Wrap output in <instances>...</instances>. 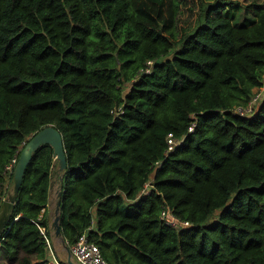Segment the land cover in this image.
I'll return each instance as SVG.
<instances>
[{"label":"trees","instance_id":"1","mask_svg":"<svg viewBox=\"0 0 264 264\" xmlns=\"http://www.w3.org/2000/svg\"><path fill=\"white\" fill-rule=\"evenodd\" d=\"M180 3L0 0V206L35 133L66 156L58 174L50 145L32 154L0 264H48L60 176L67 248L87 233L108 264H264V5L237 22L234 1L200 3L179 35Z\"/></svg>","mask_w":264,"mask_h":264},{"label":"water","instance_id":"2","mask_svg":"<svg viewBox=\"0 0 264 264\" xmlns=\"http://www.w3.org/2000/svg\"><path fill=\"white\" fill-rule=\"evenodd\" d=\"M50 145L53 148L55 159L58 161L57 173H62L66 169V156L64 151V142L61 134L52 126L46 127L37 133H35L24 145L18 161L16 162L13 170V188L12 191L7 194L3 199L0 206V240L8 231L12 215L14 213L15 205L18 199V193L23 181V175L25 169L31 160L32 154L42 145ZM59 182L62 181L61 176L58 177ZM55 181L50 183V190L52 189ZM60 191H58V197ZM59 207L60 201L56 202L55 218L51 223V228L55 236L60 237L59 226ZM67 264H75L70 258L67 260Z\"/></svg>","mask_w":264,"mask_h":264},{"label":"built area","instance_id":"3","mask_svg":"<svg viewBox=\"0 0 264 264\" xmlns=\"http://www.w3.org/2000/svg\"><path fill=\"white\" fill-rule=\"evenodd\" d=\"M262 96V91L255 90L254 97H252L251 101L248 103L246 107H239L236 109L238 115L245 116L252 113L253 106L258 103ZM192 128L190 129V131ZM177 141L170 134L167 137L168 150H172L176 145ZM147 190V188H146ZM143 193H146L144 190ZM160 218L165 220L166 224L172 227L180 226H188L189 223L186 221H179L171 212L169 207H165L162 209ZM16 220V218H15ZM10 228H8L9 230ZM42 235L45 238L46 249H47V258L48 264H66L62 263L58 260L55 249L52 245L50 237H48L45 233L44 228H40ZM69 253L71 255V259L75 264H108L106 260L102 257L99 247L90 241L87 233L81 234L77 241L71 245L69 248Z\"/></svg>","mask_w":264,"mask_h":264},{"label":"rangeland","instance_id":"4","mask_svg":"<svg viewBox=\"0 0 264 264\" xmlns=\"http://www.w3.org/2000/svg\"><path fill=\"white\" fill-rule=\"evenodd\" d=\"M180 13L178 16V33L179 35L183 31H187L192 28L197 14L200 8V3L213 2L215 0H180ZM234 4L231 7L225 8L223 11H229L233 13L234 19L237 22H243L250 19L253 16V10L258 5H264V0H231ZM58 189L57 180H55L54 185L50 191V202H49V213L51 217V222L55 218V204H56V193ZM52 242L54 244V249L57 258L62 263H66L69 258V250L61 238H53ZM71 259V258H70Z\"/></svg>","mask_w":264,"mask_h":264},{"label":"crops","instance_id":"5","mask_svg":"<svg viewBox=\"0 0 264 264\" xmlns=\"http://www.w3.org/2000/svg\"><path fill=\"white\" fill-rule=\"evenodd\" d=\"M55 180H57V183H58V189H57V193H56V201H55V202H57V199H58V190H59V182H58V179H55ZM55 180H54V181H55ZM48 206H49V205H48ZM55 207H56V204H55ZM48 211H49V208H48ZM51 223H52V222H51ZM50 235H51V237H50L51 242H52V239H53V238H56V239H57V238H61V236H60V237H57V236L54 235V233H53V229H52V228H51ZM61 240L63 241L62 238H61ZM63 242H64V241H63ZM64 244H65V243H64ZM52 245H53V247H54L53 242H52ZM0 257H1V254H0ZM69 258H71L70 253H69ZM69 258H68V259H69ZM68 259H67V260H68ZM71 260H72V259H71ZM4 261H5V260H4ZM66 264H67V262H66Z\"/></svg>","mask_w":264,"mask_h":264}]
</instances>
